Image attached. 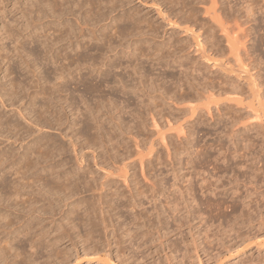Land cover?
I'll return each instance as SVG.
<instances>
[{"label":"rangeland","instance_id":"rangeland-1","mask_svg":"<svg viewBox=\"0 0 264 264\" xmlns=\"http://www.w3.org/2000/svg\"><path fill=\"white\" fill-rule=\"evenodd\" d=\"M0 1L3 2H0V7L7 1L5 4L7 10L0 11V95L1 91L3 93V96H0V134L2 133L0 135V152L9 153L7 156L11 158L14 157L12 158L14 160L18 157L16 161H19L22 154L27 153L28 155L31 154V156H34L32 154L36 155V153L43 152V148L46 147L43 143L46 141L47 136L49 143L54 142L55 144H63L64 147L68 146V142H66L63 136L61 137V133L56 129V126L54 128L47 127L43 120H53L52 111L60 109L61 106L66 107V104L61 101L60 98H62V96L59 93L57 94V92H54V94L50 95L52 91H54L52 90V86L59 81L57 74H54L51 70L59 66L57 63L61 57H63L61 61L65 62L64 56L67 53L69 54L67 57L71 58L70 56L74 55L72 57L74 58L75 52L79 51L80 47L71 50L63 46V48L60 47L62 50L65 48L62 52L60 48H57L59 45H56L55 48L60 51L58 50L57 53V49L55 50L57 57H55L56 59L54 60L57 63L53 65H51L52 63L45 64L44 61H41L42 56L36 57L39 58L38 60L36 58L34 59V55H30L28 52L31 45L26 41L28 39L27 32L29 30L26 23L28 24L31 17H35L39 13L37 11L35 13L24 11L27 6V0H11L10 3L9 0ZM178 1L177 3L173 2L171 4L169 2H163V4L157 7L150 5L151 2L143 3L142 0H131V2L125 6L129 11H119V8L118 11H112L111 13H109V11H104L107 13V16L109 14L111 15L108 17L106 16L107 20L105 18L103 19L106 20L105 22L101 20L100 23L102 24L99 22L95 23L96 29L100 28L98 31L107 26V28H111L114 33V21L109 17L115 16V18H117L124 13L132 12L137 16L136 18H145L148 22L147 25H152L156 28V36H148L147 34L144 36L137 35L142 38V40L138 44L139 47H137L139 50L135 51L137 57L135 63H138L141 69H139L138 74L143 76L144 82H150H147V80H150L148 76L152 77L151 82H154L155 79L152 85L156 87H152L151 85V92H154L150 93L153 98H144L143 103L140 104L150 109L156 107L155 110L157 111L155 112L160 110L158 112L159 115L155 113L158 126L154 127L151 124L150 115L147 111L144 112L143 108L139 107V101L134 98L135 96L133 94H130L128 95L130 102L128 105L129 107H127L125 111L123 110V112L114 114L120 116L123 122H127L126 124L130 125L132 117L131 112L134 111L133 114H140L138 111H141V125L136 131V134L139 135L136 139L139 140L138 146H136L134 139H126L124 142L120 143H115L116 140H108V142L105 140L103 144L100 141V144L105 146L100 147L101 145L96 142L98 140H95L96 138L94 139L92 135L94 134L95 136L96 132L105 134L108 127L106 123L107 118L103 116L101 112L99 113L100 115L98 114V120H102L100 122H103L100 123V129H97L98 131L91 129V132L90 130L84 132L80 137V140L82 139L83 142H92L90 141L91 138L94 143L96 142V151L92 152L91 148L86 150L87 157L79 164L82 168L79 169L80 172H78L80 180L82 181L85 176V178H88L87 182L89 181L92 188L91 190H86V192L84 191L85 189H80L78 187L76 194L72 196L70 200L76 203L79 198V200L82 201H86L87 199L88 202V199L89 201H92V198L96 200L98 195L102 194L100 195V197H102L101 199L106 201L111 207V218L109 221L110 231L108 233L110 246L108 247L106 245V241L102 239L103 237L100 233L99 237L101 236V242L97 245L98 249L93 253L87 254V251L85 252L82 250V246L85 245L83 241L86 239L84 236V227L81 223L79 224L78 221V230L76 234H74V237L71 239L65 237L62 238L63 240H57L53 247L57 251L49 257H47L48 255L45 251H40L41 253L38 252L39 255L31 254L33 249H30L28 244L24 242L21 255L14 258L12 249L17 246V241L21 236L18 235V240L16 239V241L12 242L14 245L12 249H7L8 244L1 241L2 245L6 247V250H4L6 255L5 257L2 255L0 256V264H37L39 262V264H264V150L260 149V142H264V123L262 122L261 125L252 130L242 129L241 125L242 120L247 123V118L251 114V108L259 107L260 101H264V71H262L264 70V0H182V4H179L181 0L179 3ZM201 1L205 3L203 4ZM159 2H161V0ZM198 2L200 4H198ZM23 3H26V6L21 7ZM165 4L167 6H165ZM190 6H195V10L186 11L185 9ZM203 8H208V13H206ZM158 9L162 10L164 13L159 14L157 11ZM85 13L87 14L86 16L89 15L88 11ZM85 13H82L83 16ZM40 14L42 16V12ZM28 18L30 19L29 21ZM66 18H68V15ZM43 19L45 21L46 18ZM42 21L43 20H41V22ZM110 21L113 22V24ZM168 21L170 23H168ZM121 22H119L118 25L127 28L124 33L123 31L121 32V35L123 34L125 36H119V33L116 32L114 33V38L111 30L105 29L104 31H109L107 33H110L109 36L110 38L112 37L111 40L113 44L119 43L126 48L127 44L135 38L136 35L131 36V34L127 33L129 27L127 25H122ZM104 24L107 25L104 26ZM108 25H111V27H108ZM25 26L26 28H24ZM186 28L189 32L184 30ZM183 30L185 32H183ZM98 31L96 34L100 35L99 39L102 42L103 36L99 34L100 32ZM38 32L41 36L42 33H44L43 35H45V33H51V29L44 32L42 29L37 31V36L40 37ZM39 39L41 40V37ZM163 39L167 42L168 46L172 43L171 45L173 47L171 46L170 49L175 48V50H173L174 52H171L167 44H165V46L160 44ZM20 40L22 41L21 45L23 48L19 47ZM195 40H199L201 43L203 42L206 44L203 45L202 49H199L200 51L198 50V53H192ZM14 41L17 42V44ZM80 41L82 44L84 40L81 39ZM92 42L90 41L89 43ZM187 42H189V45ZM190 42L192 43L191 45ZM38 44L36 50L39 51L41 47L40 53L44 48ZM156 44L157 46H155ZM60 45L62 46V44ZM28 46L30 47L29 49H27ZM188 47H190V49ZM149 48H163L162 55L147 54ZM22 49L24 50L23 52L19 51ZM26 51L27 54H24ZM89 51L91 53L93 50ZM142 52L143 55H141ZM199 52L202 56L199 55ZM15 53H17L16 56ZM18 54H20V57H18ZM59 54H61V57L58 56ZM108 54L111 55L113 53ZM40 55L42 54L40 53ZM177 59H180L181 63L183 62V66L186 67V69H184L185 71L179 68L178 62L173 63ZM24 61H26L25 63L27 65ZM61 61H59V64H62ZM28 62L36 64V69H33L32 64ZM43 63L45 65H43ZM84 64L85 61H82L81 67ZM86 66L87 63L82 67V71H85ZM194 68H197V71ZM193 69L195 71H193ZM117 71H119V69ZM142 71L148 76L146 77ZM47 72L50 73L47 74ZM35 79H38L39 81H37L40 84ZM98 79L99 78L95 76L92 83ZM190 80H194L196 83H203V81H211V83H213L214 90H217V92L214 93L215 100L209 103L208 109L201 105L196 110L191 111L185 105L188 98H185L186 100H184L182 104L170 103L171 100L168 99V95H174V97L175 95L178 97L180 94V96H184L182 93L186 95L188 91L187 85ZM184 81L187 82V85L184 84L186 83ZM18 82H20V84ZM175 82L182 85L177 86ZM16 83L20 86H16ZM10 85L12 86L11 88ZM39 85L43 86L46 90ZM35 86H37V89ZM176 86L181 88L178 89ZM17 87H20L18 90L21 93L16 91ZM69 88L70 92L68 91L67 96L70 100L77 101L76 105L79 106L82 113H86V108L84 111V104L81 98H83V100L85 99L87 103L98 101L97 94L92 92L88 93V91L82 92L83 86L74 84L73 79L69 82ZM100 88L103 89L101 95L109 98L108 87L103 84ZM8 89H11V91L15 89L14 92L10 91L12 96H10V92H7L9 91ZM40 89H43V92L41 90L42 93L39 92ZM230 89H233V91ZM37 90L39 91L37 92ZM193 90L196 91L197 89ZM161 92H163L165 96H163L164 94L162 95L163 97L159 96ZM81 93H83L84 96L81 97L79 95ZM6 94H9V99H7L8 95ZM30 94L32 95L29 96ZM217 94L218 96H216ZM28 96L34 100L30 101L31 99L28 98ZM54 96L58 97L55 98ZM121 97L122 95L117 93V98L119 100H124L123 97ZM13 98H17L19 102H17V100H12ZM28 99H30V103H28ZM34 101H36V104ZM50 101L51 103H48ZM193 101L195 102L196 99ZM196 102L195 104H201L206 102V100L199 98ZM263 103L264 102L261 104ZM27 104L28 106H26ZM247 104L248 106H246ZM249 104L252 105H250L251 108ZM46 108L47 112H45L46 110L44 111ZM66 109L68 112L69 109ZM137 109L139 110L137 111ZM85 116L89 120L92 115L90 116L88 112ZM73 117V115L69 114L70 119ZM233 120L236 123H234ZM41 122L42 124H40ZM79 124H77L76 128H78ZM6 125L11 126H7L6 128ZM13 125L16 126L14 127L16 128L15 130H20V132L24 130L22 132L23 138L18 135L15 140V136L10 139L6 138L5 135H16L15 131L11 130ZM126 126L124 125V128ZM105 136L106 134L104 137ZM189 139H192L191 142H189ZM242 139L254 149L250 151L251 155H247L242 159L239 157L238 153H236V155H233L234 157L231 156L232 160H230V163L238 164L237 167H235V164L225 166V163L222 161L223 159H220L222 158V154L233 152V150H240V152H242L244 143V141H241ZM231 140L237 141V147L233 148ZM186 141L189 142L187 143L188 145H186ZM38 142H42V144ZM190 144L194 146H190ZM42 145H44V147ZM28 147H32L33 149H27ZM173 148H175L180 156L177 155V153L175 156L173 155L175 153ZM101 150L103 153L100 152ZM70 151L71 150H64V153L58 156V158L54 157V160L62 157L61 160L65 161V165H61L60 168L57 167L58 169H74V167H76L77 161H74L75 157L72 155L73 152ZM172 151L173 153H171ZM93 154L96 156L95 158L97 160L99 157L103 158L104 154L105 156L108 154L115 155L112 163L107 167V174L105 177H103L102 170L94 166L96 159H94L93 162ZM252 157H255L256 161H251ZM178 158L181 159L180 164L178 162L180 159ZM192 158L196 163L195 172H192L193 169L190 168V160L192 161ZM0 160L2 161L1 158ZM214 160L215 163H218L216 165L219 170V174L217 173L219 179L218 176L215 175L208 179V181L202 182V174L204 179L208 177L209 174H207V172L211 169L210 167L215 164ZM140 161L143 162V169H140ZM21 164L19 161V166L17 163L16 169L20 166V168H22L23 164ZM2 165H0V169H2L0 173L3 174L7 172L5 174L6 181H8V179H13V174L10 172L11 170H9L10 168L6 167V164H4L3 167ZM240 165H242V167H240ZM246 166L258 168L259 170L255 174H250L244 172ZM22 170H25V166ZM32 171L35 172L36 175L34 176L33 174L32 178L34 177V180H38L39 177L37 175H39L38 172L40 171L36 168L32 169ZM89 175L94 176H92V178ZM50 176L52 177L54 175L50 174ZM14 177L16 178V176ZM36 180L35 183L39 185V181H41L40 178L38 182H36ZM103 182L106 183L101 186ZM35 183L32 182L33 188L37 187ZM201 184L209 187V191L205 192L203 195L201 194L202 191L199 190ZM213 188H215V191ZM187 192H189V194L190 192L196 194L197 200L195 203L191 202L189 204L190 197L187 196ZM84 197L86 198L84 199ZM70 206L71 205H69V207ZM69 207L63 205L60 211H65ZM76 208L78 207H75V209ZM62 211L55 216L58 218L59 215L62 214ZM126 228L129 229L128 232L124 230ZM59 231H61V229L53 231L51 236L58 234ZM2 240H4V237H2ZM15 243L17 244L15 245ZM55 249L52 251L54 252Z\"/></svg>","mask_w":264,"mask_h":264},{"label":"bare ground","instance_id":"bare-ground-1","mask_svg":"<svg viewBox=\"0 0 264 264\" xmlns=\"http://www.w3.org/2000/svg\"><path fill=\"white\" fill-rule=\"evenodd\" d=\"M10 1L11 0H9V3H10ZM137 1H140V0H137ZM159 1L160 0H142L143 3L144 2H151L150 5L157 6V7H159L160 4H163V2H169L171 4L173 2L177 3L178 0H161V2H159ZM179 1H178V3H179ZM191 1H190V3H191ZM197 1H199V0H197ZM0 2H2V1H0ZM130 2H131V0H27V6L25 5L26 3H23V5H21V7L26 6L25 9L23 8L24 11L25 10L31 11L32 13H35L37 11L39 13L38 15L35 14L36 15L35 17H31V20L28 18V21L29 20L30 21L28 24L26 23L29 30L27 32V38L28 39L27 40L25 39V40L27 41L28 44L31 45V48L29 47L30 45L28 46L27 49H29V48L30 49H29V51L28 50L27 51L29 52L30 55H34V59L38 56H40V57L42 56L43 60L41 59V61H44L45 64H49V63L51 64L52 63L51 65H53L54 63H57L54 60V59H56L55 57H57V55L55 54V50L57 48H60V47L63 48V46H65V48H67V49L70 48L71 50H74V49L80 47V50L77 52L73 51V52H75L74 58H72L74 55L70 56L71 58L67 57L69 54L67 53L68 51L66 50L67 54L65 53L66 55L65 56L63 55L65 62L61 61V59H63V57H61V54L58 55L61 57V59L60 60L58 58L57 59L59 61H61L62 64H59V61H58L57 64L59 66L56 64L58 67L53 68L51 71L54 74L55 73L57 74L59 81L57 83H54V81H53L54 85L52 86V90H54V91H52V93L50 95L54 94V92H57V94L59 93L62 96V98H60V99L63 103L66 104V107H63L60 105L61 106L60 109L53 110L52 111L53 112L52 116L54 117L53 120H51V119L50 120H48V119L43 120L45 126H47V127H51V128L53 127L54 128L56 126V129H58L59 132L61 133V137L63 136V138L66 139V142H68V146L64 147L63 144H55L54 142L49 143L48 142V136H47L46 141L43 143L46 146L45 148H43V152L36 153V155L32 154L34 156H31V154L28 155L26 152H25L26 154H22L19 161H20V164L21 163L23 164V165L21 164L22 168L25 166L24 171L22 170V168H20L21 166L16 169L17 163L19 166V161H16V159L18 157L15 158V160H14V159H12L14 157L11 158V157L7 156V154H9V153L6 154L3 151L0 152V158L2 159V161L0 160V165L6 164L5 166L10 168L9 170H11L10 172L13 174V179H11V176H10L11 180L8 179V181H6L5 174L7 172L3 173V174L0 173V253H1L0 256L2 255L3 257H5V255H6V253H4V250H6L5 249L6 247H4L2 245V242H5L6 244H8L7 249H12L14 246L12 244V242L16 241V239L18 240V238H19L18 235H20L21 238L17 241L18 244L15 243V245L17 244V246H15L12 249V251L14 252L13 253L14 258L21 255V249H22V245L24 242H26V244H28L30 249H33V252H31V254L33 253V254L37 255L38 252L45 251L46 254L48 255L47 257H49L51 254L53 255V253H55L57 251L55 248H53L54 245L56 244L57 240L60 241L59 239H62L65 237H69L70 239L72 237H74V234H76V232L78 230V221H79V224L81 223L84 227L83 230H84V236L86 237V239H85V241H83L85 243V245L82 244L83 245L82 250H84L85 252L87 251V254L93 253L94 251H96V249H98L97 245H99L98 243L101 242V236L99 237L100 233L102 234V237H103L102 239H104L106 241V245L108 247L110 246V239H109L108 233L110 231L109 221L111 218V215H110L111 207L109 206V204H107L106 201H103L101 199L102 197H100V195H102V194L98 195L96 200L95 199L93 200V198L91 197L92 201H89V199H88V202H87V199H86V201H82V200H79V198H78V200L75 203L74 201H72L70 199L72 198V196H74L76 194V190L78 187L80 189L81 188L85 189L84 191L91 190V188H92L89 184V181L87 182L88 178H85V176H84L85 179L83 178V180L81 181L80 176L78 175V172H80L79 169L82 168V166H80L79 164L83 161V159L85 157H87V152H86L87 149L91 148L92 152H95L96 151L95 150L96 149V147H95L96 142L99 143V145H101L100 147H105L104 145L100 144V141H101V143H103L105 140H107V142H108V140H114V141L116 140L115 143H120V142H124L126 139H132V140L134 139L136 146H138L137 144L139 143V140H136V139L138 138L139 135L136 134V131H137V128L141 125L140 124L141 123L140 118L142 116V115H140L141 111H138L139 109H137V111L140 114H138V113L133 114L134 111L131 112L132 117L130 120L131 121L130 125L126 124L127 122H123V120L120 116H117V114H114L117 112L118 113L123 112V110L125 111L126 108L129 107L128 105L130 102H129L128 95L133 94L135 96L134 98H136L139 101V104L143 103L144 98H147V99L153 98V96H151L150 93L154 92V91L151 92V90H152V87L155 86V85H152L155 82V79H154V82L153 81L151 82L152 77L147 75L148 77H150V80H147V82L150 81L151 83L150 82L146 83V82H144L145 80H143V78H142L143 76L138 74L140 67L138 66V63H135L136 58H137L135 51L139 50V49H137V47H139L138 44L142 40V38H140L137 35L144 36L145 34H147L148 36H156L155 35L156 28L152 25H147L148 22L146 21L145 18H140V17H139L140 19L136 18L137 16H135V14L132 12L124 13L120 17H117V18H115V16H110L109 18H111V20L114 21V24H113V22L110 21L113 24V27L115 30L114 33L118 32L119 36H120L122 31H123V33L125 32V29H127V28H124L123 26L120 27V25H118V23L122 21L121 22L122 25H127L129 27V30L127 33L131 34V36L136 35V37L133 38L130 42L127 41V42H129L128 44L126 42V44H127L126 48H125V46H121L122 44H119V43L113 44V42L111 40L112 37L110 38V36H109L110 33L109 34L107 33V32H109V31H107L109 28H107V26H105L107 24H104L105 27L103 29H101L100 31H98L100 28L96 29L95 23H97V22L100 23L101 20H103L104 18L106 19V16H107V13H105L106 11L107 12L109 11V13H111L112 11L113 12L118 11V8H119V11H129L128 9H126L125 6H126V4H129ZM180 2L181 3H179V4H182V0ZM201 2L203 3V1H201ZM6 3H7V1H6ZM6 3H4V5L0 7V11H6L7 10L6 6H5ZM198 4H200V3L198 2ZM13 5H14V3H13ZM165 6H167V5L165 4ZM173 6H175V5H173ZM171 7H172V5H171ZM194 7L190 6L185 10L186 11H194L195 10ZM172 9H174V8H172ZM203 9L205 10L206 13H208V11H209L208 8H203ZM77 11H78V13H77ZM86 11H88V13H89L88 16H89V18L91 17L90 19L88 18V16H86L87 15L85 13ZM131 11H133V10H131ZM157 11L159 14L164 13L160 9H158ZM41 12H42V16L40 14ZM82 13L83 14L85 13V15L83 16ZM67 15H68V18H66ZM109 15H111V14H109ZM191 17H192V15H191ZM43 18H46L45 21ZM187 18H188V16H187ZM190 18H189V20H190ZM41 20H43L44 22L43 21L41 22ZM106 20H103V21L105 22ZM191 21H193V20H191ZM168 23H170V22L168 21ZM100 24H102V23H100ZM97 26H98V24H97ZM109 26L111 27V25H108V27ZM100 27H101V25H100ZM122 27H123V29H122ZM24 28H26V26ZM40 29H42L43 32L51 29V33H48V34L45 33V35H43L44 33H42V35L40 36L39 32H38V35L41 37V40H40L39 39L40 37L37 36V31H39ZM105 29H107L106 32L104 31ZM109 30H111V33H113V30L111 28ZM184 30L188 31L187 28ZM184 30H183V32H185ZM97 31L100 32L99 34H101L103 36L102 42L99 39L100 35L96 34ZM114 33H113V36H114ZM17 36H19V35H17ZM121 36L123 37L125 35L122 34ZM23 37H24V34H23ZM260 37H262V36H260ZM114 38H115V36H114ZM81 39L84 40L82 44L80 41ZM163 40L160 44H163L165 46V44H167V42L165 40L164 41ZM90 41L91 42L93 41V42L89 43ZM227 41H226V43L228 44ZM15 43L17 44V42H15ZM38 43L41 46H43V48H44V49H42L43 51L41 50L42 52H40L42 55H40V53H39L41 47H40V49L37 48V49H39V51L36 50V46ZM188 43L189 42H187V44ZM194 43H195V46H193L194 48H192L190 46L193 49L192 53H194V52L198 53V50L200 48L202 49L203 45L205 44L203 42L201 43V41H199V40H195ZM19 44H20L19 47L23 48L21 45L22 44L21 40L19 41ZM60 44H62V46ZM171 44L172 43H170L169 46L167 44L169 49L172 46ZM187 44H186V46H187ZM191 44L192 43L190 42V45ZM56 45H59V46H57V48H55ZM174 45H176V44H174ZM91 46H93V47H91ZM155 46H157V44ZM148 47H149V45H148ZM190 47H188V48L190 49ZM177 48H178V46H177ZM162 49L163 48H161V49L149 48V51L147 50L148 51L147 54L162 55ZM179 49L182 50L181 48H179ZM58 50L59 49L56 50L57 53H58ZM63 50H62V52H63ZM89 50H93L92 51L93 53L92 52L90 53ZM170 50L172 52L173 50H175V48L170 49ZM170 50H169V52H170ZM180 50H179V52H180ZM19 51L23 52L24 50L22 49ZM27 51L24 54H27ZM140 51H142V50H140ZM73 52H72V54H73ZM59 53H61V52H59ZM108 53H113V54L109 55ZM167 53H168V51H167ZM16 54L17 53H15V56H16ZM18 55H19L18 57H20V54H18ZM30 55H29V57H31ZM141 55H143V52ZM184 55H186V54H184ZM199 55L202 56L200 52H199ZM165 56H166V54H165ZM143 57H145V56H143ZM31 59H32V57H31ZM36 59L38 60L39 58H36ZM149 59H152V58H149ZM19 60H22V59H19ZM82 61L83 62L85 61V64L87 63L85 71H82L83 70L82 67L85 65L84 64L81 67ZM172 61H174V60H172ZM25 62L26 61H24V63ZM177 62H178L179 68H181L183 70L186 69V67H184L182 64L183 62L182 63L180 62V59L175 60L173 63H177ZM24 63L22 62L23 65H24ZM32 63H29V64H32ZM45 64L43 63V65H45ZM34 66H35V68H34ZM32 67H33V69H36L37 66H36V64H32ZM118 69H119V71H117ZM194 69L197 71V68H194ZM194 69H193V71H195ZM262 71H264V70H262ZM50 72H47V74H49ZM34 73H33V75H34ZM142 73H144V72L142 71ZM144 75L146 76L145 73H144ZM37 76H39V75H37ZM52 76H54V75H52ZM95 76L98 77L99 79L97 81H95L94 83H92ZM38 79H40V78H38ZM72 79L74 80V84H76V85L80 84L83 86L82 92L88 91V93L92 92V93L97 94L98 101L94 102V103H87V101L85 99L83 100V98H81V101H83V104H84L83 110L86 108L85 109L86 111L85 110L84 111L86 113L89 112L90 116L92 115L91 118H89V120L85 116L86 113H82V110L79 108V106L76 105L77 101L76 102L72 101L67 96V93L70 89L69 88V82H71ZM146 79H148V78H146ZM179 79H181V78H179ZM19 81H21V80H19ZM184 82H186V81H184ZM194 82H195L194 80H192V81L190 80L188 85H187V82L184 83L187 85V89H188L186 95H185V93H182V94H184V96L183 95L180 96L181 94L179 93L180 95H178V97H176V95H175V97H174V95H172V96L168 95V99L171 100L170 103L171 104H182L183 101L188 98V100L186 101V104H185V102H184V104L191 111L196 110L201 105H203L204 107H206L208 109L209 103L211 101L215 100L214 99V96H215L214 93L217 92V90H214V86H213V83H211V81H209V82L203 81V83H196V82L194 83ZM18 83L20 84V82H18ZM18 83H16L15 85L20 86ZM172 83H174V82H172ZM175 83H177V82H175ZM49 84H47V85H49ZM103 84L106 87H108V90H109L108 93L110 95V96H108L109 98H106V96L101 95L103 89H101L100 87ZM219 84H221V83H219ZM226 84H228V83H226ZM21 85H22V83H21ZM151 85H152V87H151ZM176 85L180 86L182 84L177 83ZM39 86H41V85H39ZM11 87L12 86L10 85V88ZM22 87L24 88L23 85H22ZM49 87H51V86H49ZM195 87H197V88H195ZM19 88L20 87H17L16 91L20 92L18 90ZM35 88L37 89V86H35ZM41 88H43V86H41ZM177 88L179 89L181 87H177ZM43 89L46 90L45 88H43ZM43 89H40V91L37 90V92L38 91L41 92V90L43 92ZM193 89H197V90L194 91ZM3 90H7V89H3ZM20 90H22V89H20ZM27 90H26V92H27ZM76 90H77V88H76ZM230 90L233 91V89H230ZM234 90H235V88H234ZM10 91H11V89L7 92H10ZM14 91H15V89L11 92H14ZM23 91H25V90H23ZM11 92H10V94H11L10 96H12ZM33 92H34V90H33ZM35 92H36V90H35ZM163 92H161V94L160 93H157V94H160L159 96L163 97V96H165V94ZM173 92H174V90H173ZM178 92H180V91H178ZM117 93L121 94L124 100H122V99L119 100L117 98ZM1 95L3 96L2 91H1ZM6 95H8L7 99H9L10 98L9 94H6ZM6 95H4V96H6ZM31 95L32 94H30L29 96H31ZM79 95L81 97L84 96L83 93H81ZM79 95H78V97H79ZM29 96H28V98H30ZM216 96H218V94ZM16 97H17V95H16ZM57 97L58 96H56L55 98H57ZM199 98L205 99L206 102L201 103V104L200 103L195 104V102L198 101ZM21 99H22V97H21ZM30 99H28V103H30L29 102ZM51 99H54V98H51ZM136 99H135V101H136ZM195 99H196V101L194 102L193 100H195ZM12 100H14V101L17 100V102H19L17 98L16 99L13 98ZM32 100H34V99H31L30 101H32ZM44 100H45V98H44ZM130 100H131V98H130ZM56 101L58 102L57 99H56ZM138 101H137V104H138ZM34 102L36 104V101H34ZM262 102H264V101H262ZM262 102L260 101L259 107H257V108L252 107L253 109L250 107L251 104H249V107L251 108V111H250L251 114L247 118V123L243 122L244 120H242V122H241L242 124L240 122H237L238 124L242 125V129L252 130L253 128H256L259 125H261L262 122L264 123V103L261 104ZM42 103H45V102H42ZM48 103H51V101ZM153 103H154V101H153ZM48 105H50V104H48ZM26 106H28V104ZM246 106H248V104ZM58 107H59V105H58ZM139 107L143 108L144 112L147 111V113L150 115L151 124L154 127H157L158 122H157V119L155 118V113L157 115H159L158 112L160 110L158 112H155V111H157V110H155L156 107L151 108V109L149 107L145 108L143 104L142 105L140 104ZM152 107H154V106H152ZM66 108L69 109L68 112H67ZM53 109H55V108H53ZM44 111L47 112V108L44 109ZM100 112L102 113L103 116H105L107 118L106 123H107L108 127L105 131L106 136L104 137V135H105L104 133L100 134V133L96 132L95 136H94V134L92 136L94 139L96 138L95 140H98V141H96L94 143L93 139L91 138L90 141H92V142H83L82 139L80 140V137H81V135H83L84 132H88L89 130L91 132V129L94 131L97 129L98 130L100 129V123H103V122H100L102 120H100V121L98 120ZM135 112H136V110H135ZM69 114L73 115L74 117L72 119H70ZM159 120H160V118H159ZM79 121H80V124H79ZM234 123H236V122L234 121ZM40 124H42V122ZM77 124H79L80 127L78 125V128H76ZM124 125L125 126L127 125V126L124 128ZM7 126H11V125H6L5 127L7 128ZM14 127H16V126L13 125V128L11 130L15 131L16 135H13V134L12 135H5L6 138L10 139L11 137L15 136L14 137V140H15L17 135L19 137L22 136V138H23L22 132L24 130H21L22 132H20V130H15L16 128H14ZM9 131H10V129H9ZM9 131H7V132H9ZM191 140L189 142H191ZM42 141H43V139H42ZM50 141H52V140H50ZM241 141L242 142L244 141L243 150L241 149L242 152H240V150H233V152H230V153L227 152V153L222 154V156H221L222 158H220V159H223L222 161L225 163V166H230V164H235V167H237L238 164L230 163V160H232L231 156L234 157L233 155H236V153H238L239 157H241L242 159L245 158V156H247V155H251L250 151L254 150V149H252V147H250L245 140L242 139ZM189 142L186 141L185 142L186 145H188L187 143H189ZM40 143L42 144V142H40ZM44 145H42V146L44 147ZM192 145L190 144V146H192ZM232 145H233V148L237 147V141L233 140ZM97 147L100 148L99 146H97ZM185 147H187V146H185ZM31 148L32 147H28L27 149H31ZM187 148H186V151H187ZM173 149L175 150V148H173ZM260 149L264 150V142L263 141H262V143L260 142ZM64 150H67V151L71 150L73 152L72 155H74V157H75L74 161L75 160L77 161L76 162L77 164L74 162L76 164V167H74V169L73 168H71V169H64V168L58 169L57 168V167L60 168L61 165L64 166L65 161L61 160L62 157L54 160V157L58 158V156H60L62 153H64L63 152ZM111 150H112V148H111ZM173 151L171 153H173ZM100 152L103 153L102 150ZM4 153L6 154V156ZM11 153H10V155H11ZM176 153H177V155H179L176 150H175V153L173 155L175 156ZM37 154H39V155H37ZM12 155H14V154H12ZM95 157L96 156L93 154L92 155L93 162H94V159H96ZM113 158H115L114 154L113 155L108 154L106 156L104 154L103 158L99 157L98 160L96 159L94 166L96 168L99 167L102 170L101 172L104 175L103 177L106 176L107 167L112 163ZM195 158H196V156H195ZM178 159H180V158H178ZM213 159H215V158H213ZM253 160H255V157H252L251 161H253ZM178 162L180 164L181 159H180V161L178 160ZM214 163H215V160H214ZM190 164H191L190 168L193 169L192 172H195V169H196L195 164L196 163H195L193 158H192V161L190 160ZM216 164H218V163H215L212 165V167H210L211 169L207 172V174H209V175H208V177H206V179H204L203 174H202V179H201L202 182L208 181V179L217 175L219 170H218V166ZM3 165H2V167H3ZM14 166H15V168H14ZM139 166H140V169H143V162L142 161H140ZM240 167H242V165H240ZM8 168H5V169H8ZM35 168L40 171V172L37 171L40 175V176L39 175H37V176L42 181V182L39 181V183L42 186L40 184H39L40 186L38 184H36L35 183L36 179L34 180V177L32 178L33 174H34V176H36L35 172L32 171V169H35ZM1 170L2 169H0V171ZM20 170H22L23 172ZM258 170H259L258 168H254V167H250V166H246L244 168V172H248L250 174H255ZM86 173H87V171H86ZM17 174H19V175H17ZM50 174L54 175V176L51 177ZM9 175H10V173H9ZM85 175H88V174H85ZM14 176H16V178ZM89 176H91V175H89ZM92 176H94V175H92ZM38 177H36V178H38ZM86 177H88V176H86ZM39 178H38V180H39ZM218 179H219V176H218ZM38 180H36V182H38ZM31 181L36 184V186H37L36 188H33ZM105 183L106 182H103L101 184V186L105 185ZM214 189L215 188H213V190ZM199 190L202 191L201 194L203 195V194H205V192L209 191V187L207 185L201 184L199 187ZM210 190H211V188H210ZM80 191H82V190H80ZM214 191H211V192H214ZM186 194H187V196L190 197L189 204L191 202H194V203L196 202L197 198H196L195 193L190 192V194H189V192H187ZM85 198L86 197H84V199ZM63 205L68 206V207H69V205H71V206L69 208H67V210H65V211L61 210L62 214L59 215V217L57 218L55 215L56 214L58 215V213L61 212L60 209ZM74 205H76V206H74ZM75 207H78V208L75 209ZM60 229H61V231H59L58 234L55 235L53 233L54 236L53 235L51 236V233L53 231L60 230ZM124 230L126 232L129 231V229H127V228ZM81 236H82V234H81ZM2 237H4V240H2ZM105 241H103V242H105ZM30 249H28V250H30ZM53 249H55L54 252L52 251ZM22 251H24V250H22ZM58 253H59V251H58ZM32 257H33V255H32ZM32 257H30V258H32ZM39 263H37V264H39Z\"/></svg>","mask_w":264,"mask_h":264}]
</instances>
